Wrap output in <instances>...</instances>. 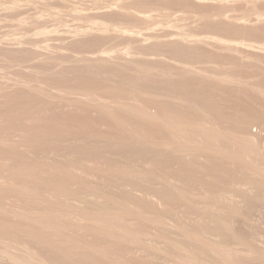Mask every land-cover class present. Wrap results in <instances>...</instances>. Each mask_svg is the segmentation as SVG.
Instances as JSON below:
<instances>
[{
	"label": "rangeland",
	"instance_id": "1",
	"mask_svg": "<svg viewBox=\"0 0 264 264\" xmlns=\"http://www.w3.org/2000/svg\"><path fill=\"white\" fill-rule=\"evenodd\" d=\"M263 31L264 0H0V264H264Z\"/></svg>",
	"mask_w": 264,
	"mask_h": 264
},
{
	"label": "bare ground",
	"instance_id": "2",
	"mask_svg": "<svg viewBox=\"0 0 264 264\" xmlns=\"http://www.w3.org/2000/svg\"><path fill=\"white\" fill-rule=\"evenodd\" d=\"M264 32V31H263ZM262 36V35H261ZM264 37V36H263ZM264 42V41H263ZM262 44V43H261ZM264 44V43H263ZM263 51H264V47H263V49H262ZM262 53H264V52H262ZM261 57H262V55H261ZM262 58H264V56L262 57ZM262 60V59H261ZM264 62V61H263ZM264 64V63H263ZM264 68V67H263ZM263 70V69H262ZM262 73H264V72H262ZM261 74V73H260ZM264 75V74H263ZM262 75V76H263ZM260 78V77H259ZM264 80V79H263ZM263 80H262V82H263ZM260 83V82H259ZM261 85H263V84H261ZM259 87H260V85H259ZM261 88V87H260ZM263 91V90H262ZM261 91V92H262ZM264 92V91H263ZM262 92V93H263ZM263 99H264V97H263ZM260 103V102H259ZM264 103V102H263ZM260 106V105H259ZM257 112H259V111H257ZM260 114V113H259ZM226 116V115H225ZM264 116V105H263V110H262V117ZM264 118V117H263ZM260 120V119H259ZM260 121H262V119L260 120ZM219 122V121H218ZM251 123V122H250ZM261 124V123H260ZM262 125H263V127H264V121H263V123H262ZM262 125H261V127H262ZM259 127V126H258ZM224 128V127H223ZM257 130V129H256ZM259 130V129H258ZM257 130V131H258ZM264 130L262 129V132H263ZM259 132V131H258ZM257 134V133H256ZM252 135H253V133H252ZM257 136V135H256ZM255 136V137H256ZM260 139V138H259ZM258 140V139H257ZM258 142V141H257ZM256 142V143H257ZM260 145V144H259ZM258 145V146H259ZM208 146V145H207ZM257 147V146H256ZM213 148V147H212ZM216 149H218V148H216ZM215 149V150H216ZM214 150V149H213ZM218 150H220V149H218ZM210 151V150H209ZM221 151V150H220ZM219 151V152H220ZM224 151V150H223ZM222 151V152H223ZM257 164V163H256ZM260 165H262V169H260V171L262 172L263 171V173H264V134H262V137H261V152H260ZM257 167V166H256ZM258 168V167H257ZM261 168V167H260ZM247 179V178H246ZM245 184V183H244ZM148 196V195H147ZM98 216V215H97ZM162 218V217H161ZM220 220V219H219ZM215 245V244H214ZM194 248V247H193ZM192 248V249H193ZM239 248V247H238ZM220 249V248H219ZM238 251V250H237ZM230 253V252H229ZM220 254V253H219ZM235 254V253H234ZM242 255H244V254H242ZM247 255V254H246ZM217 257V256H216ZM230 257V256H229ZM228 257V258H229ZM260 257V256H259ZM221 258V257H220ZM263 258V257H262ZM235 259V258H234ZM242 259V258H241ZM224 260V259H223ZM228 260V259H227ZM263 260V259H262ZM31 262V261H30ZM32 262H33V260H32Z\"/></svg>",
	"mask_w": 264,
	"mask_h": 264
}]
</instances>
